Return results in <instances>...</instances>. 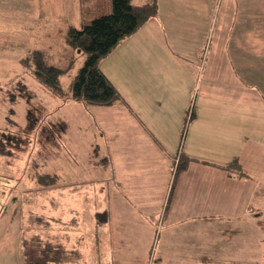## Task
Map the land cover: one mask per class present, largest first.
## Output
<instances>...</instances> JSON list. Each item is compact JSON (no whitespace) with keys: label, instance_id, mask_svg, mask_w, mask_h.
I'll list each match as a JSON object with an SVG mask.
<instances>
[{"label":"rangeland","instance_id":"374dc122","mask_svg":"<svg viewBox=\"0 0 264 264\" xmlns=\"http://www.w3.org/2000/svg\"><path fill=\"white\" fill-rule=\"evenodd\" d=\"M158 1L171 33V22L177 24L184 14L178 10L181 0ZM231 2L220 1L225 15ZM245 2L247 8L254 5L256 19L264 20V0ZM83 8L90 21L111 13L112 0H0V264H22L21 241L32 234L59 240L69 250L78 251L79 259L67 264H115L117 260L121 264H264V203L258 204L263 215L260 218L235 204L233 213L240 219L232 220L231 226L239 231L229 238L220 236L222 241H217L213 231L224 227V220L205 223L193 218L164 219L168 190L165 200L150 206L132 201L130 194L113 192L110 172L103 170L102 162H95L96 151L86 144V134L77 149L72 146L70 140L81 131L75 129L73 134L63 120L89 113L75 99L54 95L35 80L21 59L30 50H40L48 64L66 67L74 57L73 68L61 77L68 91L85 55L67 46L64 37L70 24L80 27ZM187 13L190 19V11ZM172 29L177 49L195 52L200 45L195 28ZM239 31L237 27L233 35L240 36ZM252 35L264 36V27H257ZM260 41L253 42L254 50L251 43L243 44L244 49L232 42L229 52L232 59L239 55L242 71L253 70L256 78L252 81L261 89L264 45ZM92 143L99 141L94 138ZM179 162L177 158L175 169ZM43 173L58 176L55 186L48 188L38 182ZM70 185H74L73 191H68ZM99 186L112 191L113 196L106 200L112 212L111 220L104 218L106 226L104 219L98 224L99 217L94 215L95 209L105 206ZM148 215L154 217L149 219ZM75 254L72 258H77ZM202 256L213 262L203 263L206 260H200Z\"/></svg>","mask_w":264,"mask_h":264},{"label":"crops","instance_id":"0c3cea01","mask_svg":"<svg viewBox=\"0 0 264 264\" xmlns=\"http://www.w3.org/2000/svg\"><path fill=\"white\" fill-rule=\"evenodd\" d=\"M220 1L181 0L178 10L184 14L177 24L171 22V33L159 11L100 62L126 105L86 106L76 101L89 116L63 120L73 134L75 129L81 131L70 140L74 148L87 135L86 144L96 151L95 162H102L103 170L110 172L113 192L130 194L132 201L150 206L165 200L168 190L162 217L205 223L224 220V227L213 231L217 241L239 231L231 226L232 220L240 219L233 213L235 204L260 218L258 204L264 203V85L256 86L253 70L242 71L239 55L232 59L229 52L232 42L242 47L251 43L253 50L255 41L264 45V36L252 35L257 27H264V20L256 19L254 5L247 8L245 0L228 3L225 15ZM79 16L83 19L81 11ZM176 26L195 28L200 42L195 52L177 49L172 29ZM237 27L241 31L235 37ZM192 105L194 117L184 134ZM94 138L99 143L93 144ZM184 157L189 163L171 195L175 162ZM236 164L245 174L232 170L238 169ZM100 187L105 206L95 209L94 215L109 221L112 212L106 200L113 198L112 191Z\"/></svg>","mask_w":264,"mask_h":264},{"label":"trees","instance_id":"16d2710c","mask_svg":"<svg viewBox=\"0 0 264 264\" xmlns=\"http://www.w3.org/2000/svg\"><path fill=\"white\" fill-rule=\"evenodd\" d=\"M85 10L86 8H83L84 18L80 27L70 24L64 37L67 46L79 51L80 55H85L84 63L72 80L68 91L63 87L61 77L73 68L74 57H71L68 66L57 67L47 63L42 51L30 50L21 62L25 67H29L35 80L49 88L54 95L62 98L69 96L76 101H82L86 106L109 107L117 103L126 105L119 91L102 71L100 62L123 40L135 34L143 25L158 16L159 1L146 0L142 4H134L133 0H112L111 13L90 21L85 16ZM193 117L192 105L186 113L184 134ZM189 160L184 157L176 166L171 195L175 181L186 170ZM239 169L238 166L235 171L245 174ZM37 179L39 183L50 188L55 186L57 176L43 173ZM167 208L168 204L164 213ZM101 216L97 215L99 221L102 219ZM75 253H77V258H72L76 255ZM78 253V251L69 250L59 240L43 238L39 234H32L21 241L22 264H67L74 259L78 260ZM115 264L121 263L117 260Z\"/></svg>","mask_w":264,"mask_h":264}]
</instances>
